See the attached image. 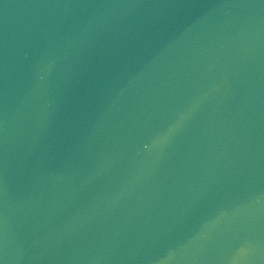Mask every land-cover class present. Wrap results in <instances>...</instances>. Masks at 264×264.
I'll use <instances>...</instances> for the list:
<instances>
[{
	"label": "water",
	"instance_id": "water-1",
	"mask_svg": "<svg viewBox=\"0 0 264 264\" xmlns=\"http://www.w3.org/2000/svg\"><path fill=\"white\" fill-rule=\"evenodd\" d=\"M0 264H264V0H0Z\"/></svg>",
	"mask_w": 264,
	"mask_h": 264
}]
</instances>
